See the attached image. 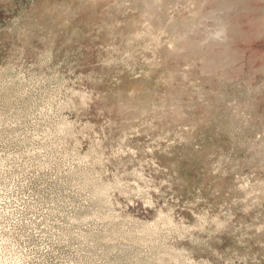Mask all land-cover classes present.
<instances>
[{"label": "rangeland", "instance_id": "1", "mask_svg": "<svg viewBox=\"0 0 264 264\" xmlns=\"http://www.w3.org/2000/svg\"><path fill=\"white\" fill-rule=\"evenodd\" d=\"M0 247L264 264V0H0Z\"/></svg>", "mask_w": 264, "mask_h": 264}, {"label": "bare ground", "instance_id": "2", "mask_svg": "<svg viewBox=\"0 0 264 264\" xmlns=\"http://www.w3.org/2000/svg\"><path fill=\"white\" fill-rule=\"evenodd\" d=\"M154 37V36H153ZM160 47V46H159ZM166 49H168V50H171V47L170 46H167V48ZM69 124V123H68ZM63 131V130H62ZM96 184V183H95ZM96 187V186H95ZM111 188V187H110ZM105 190H106V188H104L103 186L102 187H100V188H97L96 190H95V196H96V198H98L99 200H102L103 199V197H105ZM140 191V190H139ZM94 197V196H93ZM95 198V199H96ZM108 199V198H107ZM105 202V201H104ZM159 213V212H158ZM164 219L167 221V222H171V220H172V218H171V220L168 218V217H166L165 215H164ZM153 227V226H152ZM175 228V227H174ZM182 228V227H181ZM155 231V230H154ZM161 231V230H160ZM144 233V232H143ZM151 237V236H150ZM142 238V237H141ZM156 240V239H155ZM155 245V244H154ZM1 248V247H0ZM159 248V247H158ZM3 260V259H2ZM3 263H4V261H2ZM5 264V263H4ZM7 264V263H6Z\"/></svg>", "mask_w": 264, "mask_h": 264}]
</instances>
